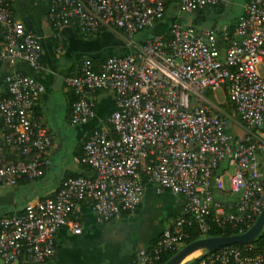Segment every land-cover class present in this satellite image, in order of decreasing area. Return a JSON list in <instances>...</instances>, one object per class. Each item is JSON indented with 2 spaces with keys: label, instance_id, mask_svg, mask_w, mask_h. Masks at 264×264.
<instances>
[{
  "label": "built area",
  "instance_id": "1",
  "mask_svg": "<svg viewBox=\"0 0 264 264\" xmlns=\"http://www.w3.org/2000/svg\"><path fill=\"white\" fill-rule=\"evenodd\" d=\"M0 0V65L5 96L0 95V186L20 178H40L49 166V135L35 102L43 85L12 69L17 61L45 71L38 37L11 18L9 2ZM224 0H46L44 21L54 51H62L61 29L81 35L116 32L126 52L93 64L80 61L64 85L75 95L69 122L94 118V95L112 94L106 122L91 130L75 158L89 176H67L52 196L0 215V262L48 264L55 234L62 226L80 233L72 219L87 202L96 223L133 213L145 184L180 199L178 215L148 248L138 249L130 264H153L184 244L183 227L194 224L200 238L214 229L242 234L264 204V0H245L232 36L227 25L195 26L192 17ZM173 15L166 30L148 37L143 30ZM217 32L226 44H218ZM226 93L239 136L227 132L228 113L213 91ZM210 93V94H208ZM211 95V96H210ZM226 177L227 188L223 178ZM263 230V226L261 228ZM187 264H264V249L251 242L201 249Z\"/></svg>",
  "mask_w": 264,
  "mask_h": 264
},
{
  "label": "crops",
  "instance_id": "2",
  "mask_svg": "<svg viewBox=\"0 0 264 264\" xmlns=\"http://www.w3.org/2000/svg\"><path fill=\"white\" fill-rule=\"evenodd\" d=\"M43 5L44 0H41V14ZM33 7L31 13L21 21L25 28L38 37L45 71L32 70L22 61L15 62L12 69L33 77L44 87L35 102V110L40 113L49 135L46 153L50 164L40 178H20L13 186H0V215L16 213L27 203L52 196L60 180L67 176L91 174L89 167L75 158L81 155L82 144L91 128L105 124L112 109V94L107 91L96 92L94 118L80 125H72L69 113L74 96L64 85L63 78L74 73L84 58L101 60L113 55L103 52L110 44L118 47L117 55L126 52L116 32L103 29L97 35L87 37L67 26L61 29L62 51L56 53L43 15L41 21L44 28L37 18H33ZM8 70L5 64L0 65V91L3 90L2 77ZM179 209L180 199L177 196L165 190L157 193L151 184H145L143 198L133 213L121 214L104 223H96L89 204L79 202L71 218L79 223L80 233H72L66 225L59 228L54 239L55 253L48 264H130L138 249L148 248L161 230L171 225ZM129 224L135 226L127 229ZM16 264L30 263L20 259Z\"/></svg>",
  "mask_w": 264,
  "mask_h": 264
},
{
  "label": "trees",
  "instance_id": "3",
  "mask_svg": "<svg viewBox=\"0 0 264 264\" xmlns=\"http://www.w3.org/2000/svg\"><path fill=\"white\" fill-rule=\"evenodd\" d=\"M35 1L36 0H13V1L9 2V7L11 8V18L21 20L24 16H26L29 13H31L32 7H33V3ZM45 2H46V0H44L42 15L44 14V11H45V7H44L45 6ZM223 5L224 4L222 2V3L216 4L214 6L205 7L203 9L199 10L196 13V15H194L192 17V20H191L192 24L195 25V26L204 24V22L207 19V14L206 13H207L208 9H211L214 14L220 13L222 11L223 7H224ZM172 15H173L172 8L171 7L166 8L163 19L159 21V22L165 23L164 24V31L166 30V27H167V26L165 27V25H166V23H169V21L172 18ZM235 19L231 23L227 24V36L228 37L232 36ZM209 26L215 28L214 25H209ZM72 29H73V31L75 33L81 35L78 32L77 28H75L73 26ZM145 30H147V29H145ZM145 30H143V31H145ZM100 31H98L96 34H93V35H97ZM51 40L53 41L54 47H55V44H56L55 40H53V39H51ZM217 42H218V44H223V45L226 44V40H222L221 39V34L219 32H217ZM89 59L91 60V62L94 65L99 63L102 60V59L101 60L100 59L97 60V59H94V58H89ZM40 61H42L41 58H40ZM76 73H77V70L74 73H71V74H68V75H73V74H76ZM208 94H210V93H208ZM0 95L1 96H5L6 95L4 84H3V90L0 91ZM224 95H225V102L220 104V106L225 112L228 113V115H232L233 119L236 120L237 119L236 115L231 110V106H230V104H229V102H228V100L226 98V93H224ZM73 96H74L73 97V100H74L75 99V95L73 94ZM98 127H99L98 125H95V126H93L91 128V130H93L95 128H98ZM125 213L126 212H122L121 214H125ZM183 232L185 233L183 244H186L188 242H191L193 240H196V239L200 238V235H199V233H198V231H197V229H196L194 224H191V225H188V226H184L183 227ZM232 233H234V232H232L230 230H226V229H214L211 232H209L207 235H209V236H226V235H231ZM251 243L254 244L255 248L258 249V250L264 249V229L259 232V234L251 241ZM232 245L237 246V247H241L243 244H232ZM174 253L175 252L162 253L160 255L159 259L156 262H154L153 264H162L163 262H165Z\"/></svg>",
  "mask_w": 264,
  "mask_h": 264
},
{
  "label": "rangeland",
  "instance_id": "4",
  "mask_svg": "<svg viewBox=\"0 0 264 264\" xmlns=\"http://www.w3.org/2000/svg\"><path fill=\"white\" fill-rule=\"evenodd\" d=\"M245 0H224L223 2V9L220 13H216L214 14L212 12L211 9H208L207 11V19L204 22V24H202V26H209V25H214L215 27H219L222 24H229L231 23L235 17L237 19V17L240 15L238 14L241 10V6L243 4ZM33 18L37 21L42 23V17H41V0H37L34 3V7H33ZM235 19V21H236ZM46 23V22H45ZM164 24L163 22H158L156 24H154L152 27L148 28L147 30L141 32L140 34H134V38L139 39V36L142 37H148L154 34H159L162 33L164 31ZM168 23H166L165 27L167 26ZM47 25V24H46ZM43 28L45 27V25L42 23ZM48 26V25H47ZM49 28V27H48ZM83 36H92L90 34L87 35H83ZM119 39L122 40V38H120L118 36ZM123 41V40H122ZM108 52L111 53L113 55L110 56H115L118 53V47L115 45H108V47H105L103 49V52ZM214 98L215 100L222 104L225 102V95H224V91H221L220 89L214 90ZM211 96V95H210ZM229 118L227 119V132L232 135V136H239L242 133V130L234 123V119L232 117V115H228ZM258 157V164H260L262 158H264V154L263 155H257ZM263 167V166H261ZM264 168V167H263ZM223 183H224V188H227V181H226V177L223 178ZM263 229H264V225H263ZM199 252H201V250H198L197 252H194L193 256H187L186 258H184L179 264H187L194 256H196Z\"/></svg>",
  "mask_w": 264,
  "mask_h": 264
},
{
  "label": "water",
  "instance_id": "5",
  "mask_svg": "<svg viewBox=\"0 0 264 264\" xmlns=\"http://www.w3.org/2000/svg\"><path fill=\"white\" fill-rule=\"evenodd\" d=\"M264 200V197H263ZM264 225V204L261 212L255 219L254 223L242 234H233L226 236H207L199 238L184 244L178 251L172 254L165 262L162 264H179L186 256L194 251L201 249L204 250H214L216 248L232 245V244H246L251 242L261 231ZM135 224H129L127 229L134 227ZM125 228V229H126Z\"/></svg>",
  "mask_w": 264,
  "mask_h": 264
},
{
  "label": "bare ground",
  "instance_id": "6",
  "mask_svg": "<svg viewBox=\"0 0 264 264\" xmlns=\"http://www.w3.org/2000/svg\"><path fill=\"white\" fill-rule=\"evenodd\" d=\"M194 252H197V251H194ZM194 252H192V253H191V254H189L188 256L192 255ZM186 257H187V256H186ZM186 257H185V258H186Z\"/></svg>",
  "mask_w": 264,
  "mask_h": 264
}]
</instances>
